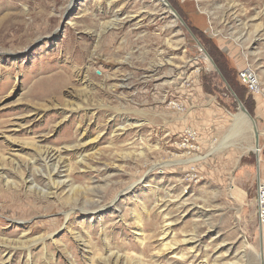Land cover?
<instances>
[{
	"label": "rangeland",
	"instance_id": "1",
	"mask_svg": "<svg viewBox=\"0 0 264 264\" xmlns=\"http://www.w3.org/2000/svg\"><path fill=\"white\" fill-rule=\"evenodd\" d=\"M166 1L0 0V264H264V0Z\"/></svg>",
	"mask_w": 264,
	"mask_h": 264
},
{
	"label": "bare ground",
	"instance_id": "2",
	"mask_svg": "<svg viewBox=\"0 0 264 264\" xmlns=\"http://www.w3.org/2000/svg\"><path fill=\"white\" fill-rule=\"evenodd\" d=\"M113 5L114 6L116 5V1H115V3H113ZM121 16H122V13H116V14H114L113 15V18H114L113 19V25L110 26V27L117 28V27L124 26L127 23V21H124L126 18L125 17H121ZM189 69L190 68H188L187 70H189ZM238 118L240 120L239 125H243L244 124L246 126L248 124L247 123V116L245 114L241 113L238 116ZM258 148H259V141L257 143V140H256V151H258L257 150ZM248 149L255 151L254 148H248ZM256 154H257V152H256ZM2 159L3 160H6L5 156H3ZM41 159H42V161L46 165V169H47L46 176L49 179L50 186L52 187L51 189H60L62 186H61L60 183H58L56 181V178L55 177L60 174V172H59L60 165L59 164H60V162L62 160L61 154H56V153H52V152H46V153L41 154ZM33 164H34V162H33ZM28 183L31 184V183H33V181L32 180H29ZM45 193L48 194L47 190L45 191ZM114 202H115V200L113 201V203ZM92 205L94 206L95 204L92 203ZM93 209H95V208H93ZM83 211H86V209L84 208ZM67 217H69V214H67Z\"/></svg>",
	"mask_w": 264,
	"mask_h": 264
},
{
	"label": "built area",
	"instance_id": "3",
	"mask_svg": "<svg viewBox=\"0 0 264 264\" xmlns=\"http://www.w3.org/2000/svg\"><path fill=\"white\" fill-rule=\"evenodd\" d=\"M238 79L239 82L249 90V92L255 95H260L262 93V87L259 77L253 70L244 69L241 73H239ZM263 190V188H260L259 190L260 200L262 199V196H264ZM260 219L264 221V212L261 213Z\"/></svg>",
	"mask_w": 264,
	"mask_h": 264
},
{
	"label": "water",
	"instance_id": "4",
	"mask_svg": "<svg viewBox=\"0 0 264 264\" xmlns=\"http://www.w3.org/2000/svg\"><path fill=\"white\" fill-rule=\"evenodd\" d=\"M161 1L163 2V4L166 7H168L169 9H171V11L175 12L173 10V8L170 6V4L166 0H161ZM193 37L195 38V36H193ZM195 40H196L198 46L200 47V50L204 52L205 58H208L210 60V62L213 64V66H215L213 60L208 55V53L204 50V48L202 47V45L200 44V42L196 38H195ZM237 102H238V105H239V108H240L241 113H243V114H245L247 116V123H248L247 125L249 127H252L253 131L255 132V136H256V139H257V143H258V141H259V133H258V128H257V124H256L255 119L249 114V112L245 109L243 103L239 99H237Z\"/></svg>",
	"mask_w": 264,
	"mask_h": 264
},
{
	"label": "trees",
	"instance_id": "5",
	"mask_svg": "<svg viewBox=\"0 0 264 264\" xmlns=\"http://www.w3.org/2000/svg\"><path fill=\"white\" fill-rule=\"evenodd\" d=\"M223 73H224L225 77H226L227 79H229V74L226 73V72H224V71H223Z\"/></svg>",
	"mask_w": 264,
	"mask_h": 264
}]
</instances>
